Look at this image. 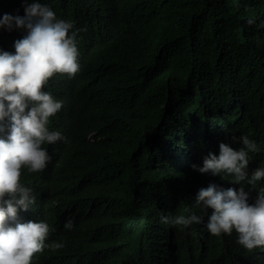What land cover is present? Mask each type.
Segmentation results:
<instances>
[{
	"label": "trees",
	"instance_id": "1",
	"mask_svg": "<svg viewBox=\"0 0 264 264\" xmlns=\"http://www.w3.org/2000/svg\"><path fill=\"white\" fill-rule=\"evenodd\" d=\"M44 2L75 22L85 57L82 76L52 84L73 105L69 147L43 177L21 178L41 196L31 216L66 242L32 264H264V248L244 249L235 232L159 220L197 211L210 182L240 187L191 167L221 141L239 148L247 134L260 146L249 171L264 162V0ZM17 9L0 0V17ZM22 35L0 30V47L15 51ZM242 183L252 197L264 187Z\"/></svg>",
	"mask_w": 264,
	"mask_h": 264
},
{
	"label": "clouds",
	"instance_id": "2",
	"mask_svg": "<svg viewBox=\"0 0 264 264\" xmlns=\"http://www.w3.org/2000/svg\"><path fill=\"white\" fill-rule=\"evenodd\" d=\"M21 3L23 15L17 9L0 17V30L24 32L14 41L15 51L0 47V264H32L45 249L66 246L63 240H49L56 231L50 221L31 216L41 196L21 177L25 172L43 177L54 158L69 147L73 105L64 97L69 92L57 91L52 84L64 83L67 88L68 82L82 76L85 57L74 21L59 17L44 0ZM100 12L104 15L106 9L100 7ZM246 24L255 25L256 18L248 16ZM257 46H262L259 39ZM238 141L239 148L221 141L218 154L209 151L202 165L191 167L202 174L230 176L240 187L210 182L195 194L197 211L165 215L160 210L161 223L187 228L206 220L214 236L235 232L244 249L264 248V187L252 197L242 183L256 186L264 179V162L250 172L252 154L260 146L247 134ZM64 227L73 229L75 221L68 219Z\"/></svg>",
	"mask_w": 264,
	"mask_h": 264
},
{
	"label": "bare ground",
	"instance_id": "3",
	"mask_svg": "<svg viewBox=\"0 0 264 264\" xmlns=\"http://www.w3.org/2000/svg\"><path fill=\"white\" fill-rule=\"evenodd\" d=\"M64 97H70V96H69L68 94H65ZM26 175L29 177V174H27V172H25L24 174H22V177H21V178L24 179V177H25ZM24 183L27 184V182H25V181H24ZM36 184L39 185V186H42L43 183L40 182V183H36Z\"/></svg>",
	"mask_w": 264,
	"mask_h": 264
}]
</instances>
